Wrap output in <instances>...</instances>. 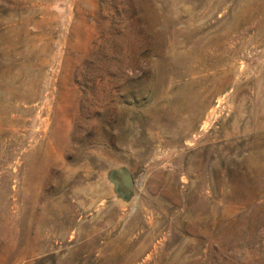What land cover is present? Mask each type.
<instances>
[{
	"label": "rangeland",
	"instance_id": "374dc122",
	"mask_svg": "<svg viewBox=\"0 0 264 264\" xmlns=\"http://www.w3.org/2000/svg\"><path fill=\"white\" fill-rule=\"evenodd\" d=\"M0 264H264V0H0Z\"/></svg>",
	"mask_w": 264,
	"mask_h": 264
},
{
	"label": "water",
	"instance_id": "95a60500",
	"mask_svg": "<svg viewBox=\"0 0 264 264\" xmlns=\"http://www.w3.org/2000/svg\"><path fill=\"white\" fill-rule=\"evenodd\" d=\"M109 179L114 185L115 192L124 200H130L135 192V179L127 168L113 169Z\"/></svg>",
	"mask_w": 264,
	"mask_h": 264
}]
</instances>
